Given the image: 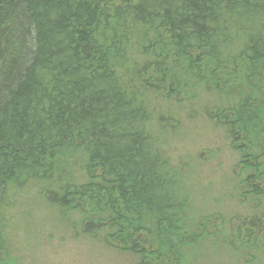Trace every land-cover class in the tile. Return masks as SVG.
Listing matches in <instances>:
<instances>
[{"label":"trees","instance_id":"trees-1","mask_svg":"<svg viewBox=\"0 0 264 264\" xmlns=\"http://www.w3.org/2000/svg\"><path fill=\"white\" fill-rule=\"evenodd\" d=\"M31 202L136 264H264V0H0V264Z\"/></svg>","mask_w":264,"mask_h":264},{"label":"rangeland","instance_id":"rangeland-1","mask_svg":"<svg viewBox=\"0 0 264 264\" xmlns=\"http://www.w3.org/2000/svg\"><path fill=\"white\" fill-rule=\"evenodd\" d=\"M196 126L202 132L206 123L199 119ZM200 121V122H199ZM189 120L186 122V124ZM191 120L189 125H193ZM185 124V126H186ZM201 134L185 143L201 152L204 160L203 173L214 172L217 176L231 168L237 155L227 147L221 130ZM195 134L193 131H191ZM219 145V146H217ZM213 153H211V150ZM222 149V152L219 153ZM209 153L213 154L212 157ZM18 215V216H17ZM75 214L60 215L44 204L37 202L19 205L11 218L13 230L10 244L13 247V261L16 264H136L133 254L110 246L103 234L86 235L75 228ZM76 230V233L75 231Z\"/></svg>","mask_w":264,"mask_h":264},{"label":"bare ground","instance_id":"bare-ground-1","mask_svg":"<svg viewBox=\"0 0 264 264\" xmlns=\"http://www.w3.org/2000/svg\"><path fill=\"white\" fill-rule=\"evenodd\" d=\"M30 188V187H29ZM26 193V192H25ZM22 195V194H21ZM25 198V197H24ZM20 199V198H19ZM34 199V198H33ZM19 201H21V200H19ZM22 202V201H21ZM26 203V202H25ZM18 206V205H17ZM13 212V211H12ZM18 216V215H17Z\"/></svg>","mask_w":264,"mask_h":264}]
</instances>
